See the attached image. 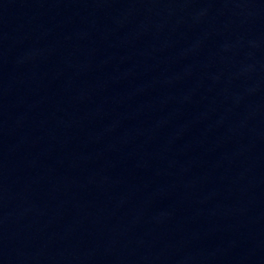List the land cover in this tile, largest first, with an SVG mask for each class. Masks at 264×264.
Listing matches in <instances>:
<instances>
[{"label": "water", "instance_id": "1", "mask_svg": "<svg viewBox=\"0 0 264 264\" xmlns=\"http://www.w3.org/2000/svg\"><path fill=\"white\" fill-rule=\"evenodd\" d=\"M0 264H264V0H0Z\"/></svg>", "mask_w": 264, "mask_h": 264}]
</instances>
